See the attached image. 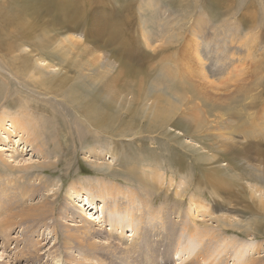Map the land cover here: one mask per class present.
Returning <instances> with one entry per match:
<instances>
[{"label": "rangeland", "instance_id": "obj_1", "mask_svg": "<svg viewBox=\"0 0 264 264\" xmlns=\"http://www.w3.org/2000/svg\"><path fill=\"white\" fill-rule=\"evenodd\" d=\"M197 19L206 21L201 32L213 27L227 38L229 26L240 34H232L240 55H231L238 67L228 78L246 80L219 104L202 103L181 79L166 87L173 50L151 56L160 36L175 40ZM190 37L186 54L201 62ZM23 58L29 72L18 78L5 63L17 68ZM0 72L14 97L0 106V264H238L240 248L264 264V182L250 177L264 140L245 139L248 106L264 102L253 97L264 99V0H0ZM152 82L161 87L148 94ZM144 98L174 112L171 120L159 125ZM186 106L226 120L195 134L179 119ZM24 112L38 127L30 144L10 123ZM88 114L108 118L111 128ZM219 216L231 226L219 227ZM195 230L208 232L201 240ZM189 242L205 256L188 254Z\"/></svg>", "mask_w": 264, "mask_h": 264}, {"label": "bare ground", "instance_id": "obj_2", "mask_svg": "<svg viewBox=\"0 0 264 264\" xmlns=\"http://www.w3.org/2000/svg\"><path fill=\"white\" fill-rule=\"evenodd\" d=\"M202 15H204V14H202ZM228 16H230V18H233V14H227L226 17H228ZM201 21L204 22L203 24L206 23V21L204 19H197L196 23H194L193 27H191L190 30H188L189 29L188 28L186 32H183L184 31L183 30V31L175 33V40H173V39L172 40H163L162 37L160 36L157 39V41H159V43H157L155 46H153V49H152V52H151V56H154V55L157 56V55H161L163 53L165 54V53H168L171 50H173L171 52L178 54V59L177 60H172L170 58L171 59L169 61L171 63V66L169 67L170 68V72L167 71V68L163 69L164 72L167 74L166 78H167L168 81L164 80V84H166V87L169 85L170 81L172 82L173 80L175 81V80H180L181 79L182 81H185L184 83L187 84L186 86H188V85H193L194 86V89H195L194 97L195 98L198 97V100H200L202 103L208 102L209 104L210 103L219 104V103H222V102H225V101H228L229 99H231L230 96L232 94L236 93V91L239 89V87L242 86V82H244V80H246V79H242V78L240 80H238V79L235 80L234 79V82L231 83L230 79L228 78L230 74L231 75H235V72L237 71V67H238V66L234 65L235 61L233 60V58H231V55L232 54L240 55L239 54V48L236 47V46H232V43H231V41L233 40L232 34H234V35L235 34L240 35V34L236 32L237 31L236 27L234 29H232L229 26H228L227 38H224L223 36H222L223 38L219 37V34L215 33L216 29L213 28V27H212L211 34H207L205 31L201 32V30L196 29V28H201L200 27ZM237 21H239V19L235 20L236 25H238ZM252 22H253V20H252ZM253 26H255L254 23H253ZM225 29L222 28V30H225ZM219 30H221L220 26H219ZM230 31H232V33H230ZM189 35L191 36L190 37V41L192 43H195V45H197V47L199 49L201 62H198L197 59H194L192 57L189 58L188 55L186 54V52L189 50V47H190V44L188 45V42H189L188 36ZM146 38L149 39L150 37H146ZM235 38H236V36H235ZM204 39L205 40L207 39L206 43H204ZM251 42H253V40ZM240 49L243 50V47L240 48ZM131 54H133V53H131ZM170 56H172V55H169V57ZM173 56H175V55H173ZM232 57H234V55ZM20 61H21V63H20L21 66H18L17 68H16L15 65L10 64L11 62H8V63L6 62L7 64L5 63V65L7 66L8 70L10 71V73L13 76L18 77V78H22L23 75H26L27 72H29V65H28L27 59L23 58ZM193 66H195L196 68H193ZM81 67H83V66H81ZM23 68H24V71H23ZM86 72H88V71L85 70V73ZM210 77H212L213 79L211 80ZM33 81H35V83L39 84V86L43 85V83H42L43 81H41V80H35L34 79ZM4 85H7V80L4 77V75L0 72V101L2 100V103H0V106H3V105L4 106H8V105H12V104L14 105L13 94H12V92L7 91L6 89H4L6 91H3ZM18 85H19L18 86V90H19V93H20L21 90L19 89V87H22L23 85H20V84H18ZM152 87H153V89H152ZM160 87L161 86H159V83L152 82L151 86H150V89H148L149 93L148 92L147 93L150 94L152 92H156V89H158ZM171 88H173V86H171ZM24 90H26V89H24ZM24 90L21 91V94H22V92H25ZM193 92H194V90H193ZM158 95H155V96L158 97ZM24 97L29 98L30 97V93H29V95H26ZM174 97L178 98L177 96H174ZM191 97H192V95L191 96L189 95V97L187 98L190 101L191 107L193 109H194V107H196V109L199 110L200 109L199 104L196 103L193 100V98H191ZM253 97H254V100L259 102V103L264 100V99H261L260 101H258L259 98H262V94L260 95V93H257V95L255 94ZM144 99H145V102H144L145 108L147 109V111L150 110L152 112V115L155 117V120H157L159 125H161L164 121L171 120V116L174 114V112H169V109L165 105L161 104L160 101H158L156 99L150 100L151 98L150 99L144 98ZM66 100H68V99H66ZM69 100L71 101V99H69ZM193 102H195L194 105H193ZM68 103H70V102H68ZM177 104L179 106V102L174 103V105H177ZM257 105H259V104L255 105V102H253L251 105L248 106V108H250L249 112H247V113L245 112L246 115L244 114L245 117H246V118L245 117L244 118L247 121L246 130H248L247 132L249 133L248 134L249 136H245V139L248 138V137H254V138H259L261 140H264V115H263V113H264V109H263L264 108V102L259 107H255ZM29 107L30 106L27 105V108H29ZM187 107L188 106L182 108V112H181V115L179 116V119L182 118V120L185 123L188 122L190 125H192V126L194 125L195 129H193L194 127H192V126H190V127H192V129H193V130H191V131H193V133L196 132L195 134H197V132L198 131L200 132L201 130H203L204 132H208V129L211 130V127L216 126L218 124V122L220 123L221 121H225L226 120V119L224 120L225 116L223 114H219L218 118H216L217 116H215V118L213 120V119L209 118L207 115H203L204 110H202L203 112L199 113V115H195L194 116L192 113H190L192 108H187ZM87 116L90 118V119L88 118V120L92 121L94 123V125L98 124L99 126L98 125L97 126L99 128L101 126H104L105 128H111V126H112V125L109 124V119L108 118H101L102 116H100L98 114H96L94 117H91L89 114ZM26 118H29V116L24 112V114L21 115V116L10 117V123H11V126H12V130L14 132H16V133L19 132V133H21V135H27V138L24 139V140H26V143H29V142L32 143V142H35V140L36 141L38 140V138H37V134H38L37 133V129H38V127H37L36 123H34L33 119H31L33 124H30L26 120ZM5 119H6V115L0 114V130L4 127ZM218 119H219V121H217ZM86 121H87V118H86ZM89 123L90 122H88V126L91 125ZM103 123H104V125H103ZM113 126H114V124H113ZM190 129L191 128H189L188 130H190ZM220 129H222V128H220ZM97 130H98V128H97ZM112 131H114V130H112ZM215 131H217V129ZM117 132H119V131L117 130ZM188 134L190 135V133H188ZM207 134H209V133H207ZM212 134H213V137H217V136L222 135L221 133H213V132H212ZM122 136H124V135H122ZM205 136H207V135H205ZM202 137H204V136H202ZM231 139H233V138H231ZM40 142L43 143L42 140H40ZM233 143H234V141H232V142L222 141L221 143L219 142V146L223 147L225 145H229L228 147H226L228 149V148L233 147V145H230V144H233ZM31 145H33V144H31ZM38 149H39V152L42 153V157H43L44 150L41 149V148H38ZM215 149H218V148L216 147ZM258 150H257L258 155L260 157L262 156L261 158H259V160H260L259 161V167L256 164L254 166H250V168L252 170H254V172L252 173V175L250 174L251 176L250 175L249 176L251 178L255 177L257 180L264 182V150L263 149L259 150V151ZM252 151H253V149H252ZM214 153L212 155H210L211 158L212 157L214 158ZM242 153H243V155L245 154V152H242ZM0 158H1V156H0ZM47 158H48V155H47ZM228 161H232V160H230V158H229ZM0 163L4 165L5 164V160L1 159ZM220 166H222V164ZM45 167H43V168H45ZM220 169L221 168H219V170ZM103 186H106V185H103ZM219 190H221V185L220 184H219ZM74 194L78 195V193H74ZM79 198L82 199V193H81V196ZM85 198L89 199V197H85ZM94 198H95L94 195H90V199L91 200H93ZM165 199H167V198H165ZM101 200L103 202L102 205H101V208L103 210L104 207H105L104 199L102 198ZM198 200H201L200 197H197V201ZM75 203H76V206H80L81 208H84V205H83L84 203H82V201L81 202H75ZM199 203L204 205V206H206L201 201ZM191 204H193V201L191 202ZM202 205H200V206L203 207ZM200 206H196L195 208L199 209L198 211H202L200 209ZM262 207H263L262 210H264V206H262ZM48 208L49 207H46V206L42 207L41 209L38 210L36 216L41 215V214H47V213H44V212L48 211ZM53 209H54V207H51L50 208V212H53ZM72 216L74 217L75 214L72 215ZM221 217H223V219H221L222 220V224H220L219 227L224 228V227H227V226H231V224H230L231 222H227V219H229V218H225L224 216H219V218H221ZM116 223H118V221L115 222V224ZM195 232H196V235L198 236V239L202 240L203 236H204L203 233L204 232H208V231L199 232L198 230H195ZM202 234H203V236H202ZM132 247H134V245H132ZM259 247H260V245L255 244V245H253V247L251 249H252V251L254 249V251L256 253V252H258V248ZM186 251H187L188 254H190V253L192 255L194 254V256H196L195 257L196 260L200 256H202V257L205 256L202 253H199V252L202 251V249H199V250L195 251V247H193V244L191 245L190 242H189V244H188V246L186 248ZM206 255H207V253H206ZM235 258H236L235 260L238 261V264H240V263L241 264H248L249 261H252L251 264H254L255 261H256L254 259H248V257H245V253H244L243 249H241V248L239 249L238 256L235 257ZM219 261H220V259H219ZM263 262L264 261H262L261 263H263ZM216 264H219V263H216ZM235 264H237V263H235Z\"/></svg>", "mask_w": 264, "mask_h": 264}]
</instances>
